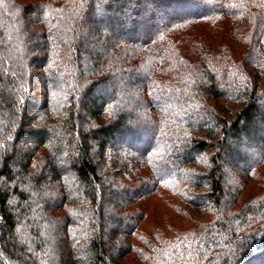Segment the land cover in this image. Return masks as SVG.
<instances>
[{"label": "trees", "instance_id": "16d2710c", "mask_svg": "<svg viewBox=\"0 0 264 264\" xmlns=\"http://www.w3.org/2000/svg\"><path fill=\"white\" fill-rule=\"evenodd\" d=\"M263 127L264 0H0V264H264Z\"/></svg>", "mask_w": 264, "mask_h": 264}, {"label": "rangeland", "instance_id": "374dc122", "mask_svg": "<svg viewBox=\"0 0 264 264\" xmlns=\"http://www.w3.org/2000/svg\"><path fill=\"white\" fill-rule=\"evenodd\" d=\"M92 21L93 20H96V18L94 17V16H92L91 18H90ZM124 21L123 19H118V20H115V21H113V27H112V29L113 30H115L116 32L118 31H120V30H122L123 32H127V28L128 27H123L122 29H120L121 27L119 26L120 24L119 23H122V22ZM38 79L37 78H35V81H37ZM117 87V86H116ZM115 88V85L114 86H109V87H106V88H100L99 90H97L96 92H95V96H97V97H107V95H109V93H111V91L113 90ZM103 89V90H102ZM38 111L39 110H36V111H34L35 113H34V115H36V114H38ZM136 121V120H135ZM262 129H264V127L262 128ZM263 139L264 138V130H261V131H259L257 134H255L252 138H251V140H250V143L249 142H247L246 140H244L243 142H241V143H237V147H238V149H240V150H245V151H247V152H249V153H251L252 154V151L253 150H250V149H248L247 148V144L249 143V144H253V145H256V144H259V140L260 139ZM113 144H115L116 146H118V147H122V145H123V143H121V139H118V140H115V141H113ZM132 145V147H134V148H136V149H139L140 148V146H136V145H134V144H131ZM249 161V160H248ZM248 161H246V162H244V163H247ZM124 228H125V226H123Z\"/></svg>", "mask_w": 264, "mask_h": 264}]
</instances>
